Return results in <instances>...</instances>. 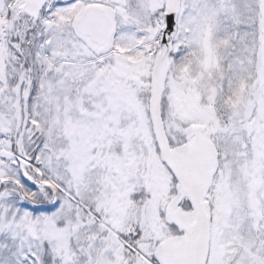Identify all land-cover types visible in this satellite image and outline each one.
Listing matches in <instances>:
<instances>
[{
	"label": "snow or ice",
	"instance_id": "obj_1",
	"mask_svg": "<svg viewBox=\"0 0 264 264\" xmlns=\"http://www.w3.org/2000/svg\"><path fill=\"white\" fill-rule=\"evenodd\" d=\"M0 264H264V0H0Z\"/></svg>",
	"mask_w": 264,
	"mask_h": 264
}]
</instances>
